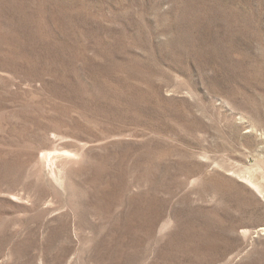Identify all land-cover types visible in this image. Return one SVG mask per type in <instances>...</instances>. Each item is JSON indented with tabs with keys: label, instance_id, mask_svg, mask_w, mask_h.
<instances>
[{
	"label": "rangeland",
	"instance_id": "374dc122",
	"mask_svg": "<svg viewBox=\"0 0 264 264\" xmlns=\"http://www.w3.org/2000/svg\"><path fill=\"white\" fill-rule=\"evenodd\" d=\"M264 0H0V264H264Z\"/></svg>",
	"mask_w": 264,
	"mask_h": 264
},
{
	"label": "bare ground",
	"instance_id": "6f19581e",
	"mask_svg": "<svg viewBox=\"0 0 264 264\" xmlns=\"http://www.w3.org/2000/svg\"><path fill=\"white\" fill-rule=\"evenodd\" d=\"M262 229H264V227Z\"/></svg>",
	"mask_w": 264,
	"mask_h": 264
}]
</instances>
